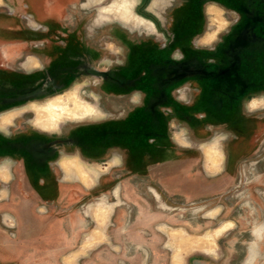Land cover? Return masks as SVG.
Segmentation results:
<instances>
[{
  "label": "rangeland",
  "instance_id": "rangeland-1",
  "mask_svg": "<svg viewBox=\"0 0 264 264\" xmlns=\"http://www.w3.org/2000/svg\"><path fill=\"white\" fill-rule=\"evenodd\" d=\"M188 8L187 0H0V94L13 92L12 79L27 78L19 71L41 66L31 45L44 36L52 48L70 34V45L93 47V63L108 69L122 62L126 42L166 41L162 34L171 32L173 17ZM233 15L216 4L195 7L188 17V27L201 34L195 43L213 46ZM100 80L84 76L60 93L5 106L0 99V132L58 135L62 127L130 107L137 95L110 101L95 94ZM89 108L99 115L88 117ZM241 109L236 117H194L192 127L164 117L166 137L151 135L144 144L130 137L141 145L128 150L124 165L116 152L104 161L63 152L45 171L29 172L1 144L0 264H264V96ZM54 122L55 128L44 126ZM147 148L152 152H142ZM137 188L158 225L143 230L144 244L121 245L114 212L143 202L126 197ZM76 250L85 255L76 260Z\"/></svg>",
  "mask_w": 264,
  "mask_h": 264
},
{
  "label": "flooded vegetation",
  "instance_id": "flooded-vegetation-1",
  "mask_svg": "<svg viewBox=\"0 0 264 264\" xmlns=\"http://www.w3.org/2000/svg\"><path fill=\"white\" fill-rule=\"evenodd\" d=\"M187 1L188 13L173 17L172 33L163 32L166 41L148 37L135 44L126 42L123 60L113 68H98L93 63L96 49L80 42L70 45V34L65 44L52 48L46 36L41 44L31 45V52L42 64L33 67L35 70L19 71L28 76L11 80L13 92L0 94L3 106L11 104H4L5 99L39 88L45 92L29 100L67 90L82 77L95 76L89 72L91 68L108 73L94 91L101 99L119 101L137 96L132 97L130 107L108 110L102 119L62 127L58 135L23 132L16 137L0 132L7 139L0 137V151L4 147L14 152L6 153L8 156H21L25 169L37 173L63 152L92 161H104L116 152L124 165L131 149L129 138L143 139L144 118L149 119L147 128L152 132L164 123L161 117L171 116L192 127L194 117L221 118L227 112L236 117L251 98L264 96V0ZM211 4L232 11L233 22L213 46L204 48L195 43L201 34L198 27H188V17L195 7L206 9ZM174 19H179V29H175Z\"/></svg>",
  "mask_w": 264,
  "mask_h": 264
},
{
  "label": "crops",
  "instance_id": "crops-1",
  "mask_svg": "<svg viewBox=\"0 0 264 264\" xmlns=\"http://www.w3.org/2000/svg\"><path fill=\"white\" fill-rule=\"evenodd\" d=\"M95 112L93 114L88 115V117L93 118L96 117L97 115H99V111L95 108L94 110ZM78 119H82V118H78ZM84 119V118H83ZM59 122H54L51 125H44L47 128H55L58 125ZM1 125V123H0ZM71 178V177H68ZM118 194V191L115 192V195ZM114 195V194H113ZM125 196V194L122 193V191H120V196ZM137 196L138 198H140L143 202L139 204V199L137 201V206L138 207H131L128 206V204L126 205H119L120 210L116 211L117 209L115 208L114 213H116V217H115V227L118 228V230H120V234H119V238L118 240H120V244H131V246H140L142 244L145 243L146 237L143 236V233L145 231H143L145 228H150V229H154L158 223V216H156L154 210H146L144 207H142L144 204V200H146V195L144 194V191H140V189L136 191H130L129 189L127 190V195L126 197H134ZM146 203V202H145ZM142 205V206H141ZM135 212V221H128L129 219H132V213ZM145 214L147 215V217H145ZM132 223V224H131ZM160 224V223H159ZM170 227V226H169ZM131 229V230H130ZM75 230V227H74ZM124 232H127V236L123 235ZM121 236L126 237L125 241H123V239H121ZM129 239V240H127ZM75 242H72L71 244H74ZM96 243H102V242H96ZM136 251H138V248H135ZM80 250V249H78ZM78 250H76L79 255L75 257L76 260L81 259L83 257V254L81 252H79ZM76 251H73L71 253H63V257L62 259L65 260L67 258V256L77 253ZM90 251V249H89ZM100 255V254H98ZM135 260H139V257L136 255L135 256ZM144 264V263H143ZM146 264V263H145Z\"/></svg>",
  "mask_w": 264,
  "mask_h": 264
},
{
  "label": "water",
  "instance_id": "water-1",
  "mask_svg": "<svg viewBox=\"0 0 264 264\" xmlns=\"http://www.w3.org/2000/svg\"><path fill=\"white\" fill-rule=\"evenodd\" d=\"M89 72L95 76H98V77H106L108 75L107 72L100 71V70L94 69V68H91L89 70ZM44 92L45 91L43 88H39V89L34 90V91L21 93V94L17 95L16 97H12L10 99H5L3 102H5L4 104H8V103L14 104V103H18V102H23V101L29 100L31 98L37 97Z\"/></svg>",
  "mask_w": 264,
  "mask_h": 264
},
{
  "label": "trees",
  "instance_id": "trees-1",
  "mask_svg": "<svg viewBox=\"0 0 264 264\" xmlns=\"http://www.w3.org/2000/svg\"><path fill=\"white\" fill-rule=\"evenodd\" d=\"M161 118H162V120L164 122V117H161ZM144 123H145L144 124L145 125V128H144V131H143L144 132V136H143V139H142L143 142L141 141L142 144L146 143V138H148L151 135L153 137L157 138L158 141H160L162 138H165L166 137L165 135L167 134V130L165 129V123H162L161 126L159 128H157V129H155L154 132L148 130V128H147L148 127V123L147 122H144ZM135 146H137V145H132V144L130 145L132 152H134L135 149H137V147H135ZM152 148H154V147H152ZM142 152H144V153H147L148 152L149 153V152H152V151L147 148V149H142ZM152 154L154 155V153H152ZM143 165L144 164L142 163L141 167H143Z\"/></svg>",
  "mask_w": 264,
  "mask_h": 264
},
{
  "label": "bare ground",
  "instance_id": "bare-ground-1",
  "mask_svg": "<svg viewBox=\"0 0 264 264\" xmlns=\"http://www.w3.org/2000/svg\"><path fill=\"white\" fill-rule=\"evenodd\" d=\"M109 9V8H107ZM106 11V10H105ZM139 21L141 20L140 18L138 19ZM91 111H93L91 108L88 109V112L91 113ZM259 231V230H258Z\"/></svg>",
  "mask_w": 264,
  "mask_h": 264
},
{
  "label": "clouds",
  "instance_id": "clouds-1",
  "mask_svg": "<svg viewBox=\"0 0 264 264\" xmlns=\"http://www.w3.org/2000/svg\"><path fill=\"white\" fill-rule=\"evenodd\" d=\"M253 105H255V106H256V103H255V101H253V103H252V105H251V106L253 107Z\"/></svg>",
  "mask_w": 264,
  "mask_h": 264
},
{
  "label": "snow or ice",
  "instance_id": "snow-or-ice-1",
  "mask_svg": "<svg viewBox=\"0 0 264 264\" xmlns=\"http://www.w3.org/2000/svg\"><path fill=\"white\" fill-rule=\"evenodd\" d=\"M253 107H256L255 105H253Z\"/></svg>",
  "mask_w": 264,
  "mask_h": 264
}]
</instances>
